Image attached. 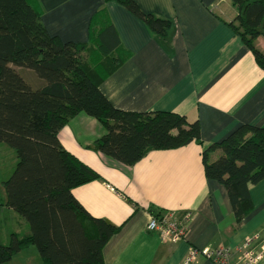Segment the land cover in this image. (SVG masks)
<instances>
[{
    "label": "crops",
    "instance_id": "crops-1",
    "mask_svg": "<svg viewBox=\"0 0 264 264\" xmlns=\"http://www.w3.org/2000/svg\"><path fill=\"white\" fill-rule=\"evenodd\" d=\"M134 1L143 11L171 21L165 35L152 33L112 0L36 3L47 31L63 42H86L91 18L100 12L95 23L111 22L118 39L105 63L110 64L112 57L120 60L100 81L102 94L119 109L172 111L189 121L197 120L200 142L151 149L127 165L90 147L105 129L85 112L70 117L57 135L68 152L99 175L73 187L74 198L89 215L118 226L103 246V261L179 264L189 246H236L247 234L264 231V178L249 185L251 208L237 220L225 188L207 179L202 163L203 147L220 141L240 124L264 127V70L228 26L236 15L230 0ZM256 44L264 51V36H258ZM219 153V149L211 151L210 159ZM10 155L7 176L16 163ZM1 183L0 213L12 221L6 226L0 221V242L7 243L12 233L18 237L28 234L29 226L4 205ZM165 211L191 213L183 239L161 241L146 228L151 214ZM19 255L26 262L31 258L43 264L33 245L10 260ZM194 264L212 263L198 257ZM258 264H264V258Z\"/></svg>",
    "mask_w": 264,
    "mask_h": 264
},
{
    "label": "trees",
    "instance_id": "trees-1",
    "mask_svg": "<svg viewBox=\"0 0 264 264\" xmlns=\"http://www.w3.org/2000/svg\"><path fill=\"white\" fill-rule=\"evenodd\" d=\"M112 1L154 34L165 35L171 26L134 0ZM230 2L236 15L228 26L264 70V51L256 44L264 36V0ZM95 17L86 42H63L45 28L36 0H0V143L16 155L2 181L4 205L29 226L28 234L12 233L7 243L0 242V264L29 245L43 264H106L102 249L118 226L89 215L71 192L99 175L68 152L57 135L76 113L93 116L105 129L90 147L127 165L151 149L200 142L197 120L172 111L123 110L107 100L98 86L120 62L112 57L105 63L118 39L111 22L97 25ZM215 149L220 153L210 159ZM202 163L207 179L225 188L239 220L251 208L249 185L264 178V127L240 124L203 147Z\"/></svg>",
    "mask_w": 264,
    "mask_h": 264
},
{
    "label": "built area",
    "instance_id": "built-area-1",
    "mask_svg": "<svg viewBox=\"0 0 264 264\" xmlns=\"http://www.w3.org/2000/svg\"><path fill=\"white\" fill-rule=\"evenodd\" d=\"M190 214L188 211L180 215L174 211L151 214L146 228L155 232L161 241L174 243L184 238ZM198 257L212 264H258L264 258V231L255 230L247 234L236 246H189L179 264H194Z\"/></svg>",
    "mask_w": 264,
    "mask_h": 264
},
{
    "label": "rangeland",
    "instance_id": "rangeland-1",
    "mask_svg": "<svg viewBox=\"0 0 264 264\" xmlns=\"http://www.w3.org/2000/svg\"><path fill=\"white\" fill-rule=\"evenodd\" d=\"M0 144H1L0 145V179H1V178H7L9 176V175L8 176L5 175V172H6L7 168H9V165L11 164V155H10V153L12 154V158L13 159H16V155H15L14 149L11 146H9V145H7L5 143H0ZM10 151H12V152H10ZM1 185H2V183H1ZM1 189L2 188H0V192L2 191ZM1 204L2 203H0V205ZM0 221H1V225L2 226H6L7 223H11L12 222L10 219H6V217H4V215L2 213H0ZM1 238L2 237H0V240H2ZM9 260H7V261H5V262H3L1 264H37L36 262L33 263V260L31 258H30L29 261L26 262L20 255L19 256H14V258L12 260H10L11 262Z\"/></svg>",
    "mask_w": 264,
    "mask_h": 264
}]
</instances>
